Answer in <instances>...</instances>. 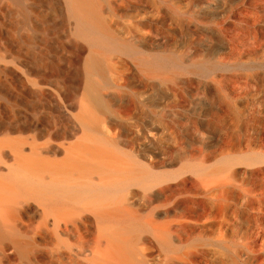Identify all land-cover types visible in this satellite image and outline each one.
Listing matches in <instances>:
<instances>
[{
	"label": "bare ground",
	"instance_id": "6f19581e",
	"mask_svg": "<svg viewBox=\"0 0 264 264\" xmlns=\"http://www.w3.org/2000/svg\"><path fill=\"white\" fill-rule=\"evenodd\" d=\"M253 1L0 0V264H264Z\"/></svg>",
	"mask_w": 264,
	"mask_h": 264
},
{
	"label": "rangeland",
	"instance_id": "374dc122",
	"mask_svg": "<svg viewBox=\"0 0 264 264\" xmlns=\"http://www.w3.org/2000/svg\"><path fill=\"white\" fill-rule=\"evenodd\" d=\"M257 2L260 3V0H258V1H257V0H254V1H253V4H254V5H257ZM236 6H238V4H237Z\"/></svg>",
	"mask_w": 264,
	"mask_h": 264
}]
</instances>
